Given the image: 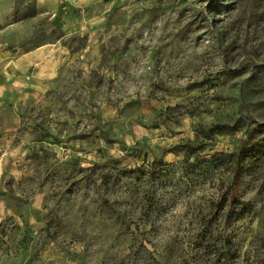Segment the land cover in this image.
I'll return each mask as SVG.
<instances>
[{
	"label": "rangeland",
	"instance_id": "rangeland-1",
	"mask_svg": "<svg viewBox=\"0 0 264 264\" xmlns=\"http://www.w3.org/2000/svg\"><path fill=\"white\" fill-rule=\"evenodd\" d=\"M0 264H264V0H0Z\"/></svg>",
	"mask_w": 264,
	"mask_h": 264
},
{
	"label": "crops",
	"instance_id": "crops-1",
	"mask_svg": "<svg viewBox=\"0 0 264 264\" xmlns=\"http://www.w3.org/2000/svg\"><path fill=\"white\" fill-rule=\"evenodd\" d=\"M81 31L86 34L85 29L81 28ZM69 54V49L61 42L48 43L16 56L11 65L18 75H24L25 80L30 81L29 86L33 83L38 86L58 75L60 68L70 59Z\"/></svg>",
	"mask_w": 264,
	"mask_h": 264
},
{
	"label": "trees",
	"instance_id": "trees-1",
	"mask_svg": "<svg viewBox=\"0 0 264 264\" xmlns=\"http://www.w3.org/2000/svg\"><path fill=\"white\" fill-rule=\"evenodd\" d=\"M204 163H208V161H203Z\"/></svg>",
	"mask_w": 264,
	"mask_h": 264
}]
</instances>
